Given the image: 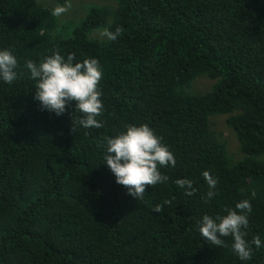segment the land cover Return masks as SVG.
<instances>
[{"label":"trees","instance_id":"trees-1","mask_svg":"<svg viewBox=\"0 0 264 264\" xmlns=\"http://www.w3.org/2000/svg\"><path fill=\"white\" fill-rule=\"evenodd\" d=\"M102 1L62 37L48 6L0 0V49L18 60L17 79L0 82V264H264V247L242 262L231 236L217 247L196 228L247 200L245 238L264 241V0ZM117 28L116 40L89 38ZM53 52L99 61L102 127H76L74 102L56 116L34 99L26 62ZM199 77L209 91H189ZM220 115L237 161L213 127ZM130 124L151 127L175 158L137 200L103 163L107 139ZM204 171L217 179L210 200Z\"/></svg>","mask_w":264,"mask_h":264},{"label":"clouds","instance_id":"clouds-1","mask_svg":"<svg viewBox=\"0 0 264 264\" xmlns=\"http://www.w3.org/2000/svg\"><path fill=\"white\" fill-rule=\"evenodd\" d=\"M70 4L58 5L51 10L56 17L62 16ZM120 29L115 32L104 30L102 35L109 40H116ZM28 74L35 81L34 99L41 107L56 116L62 115L66 106L74 102L75 111L82 115L75 121V126L82 129H98L102 127L96 119L103 111L98 84L103 72L99 61L95 58L77 61L74 54L65 58L53 52L39 63L28 60L25 65ZM18 60L10 49H0V82L10 84L17 79ZM73 131V128L71 129ZM103 163L109 168L115 182L125 186L127 194L133 199H141L145 186H153L167 181L159 168L175 166V158L161 138L147 124H130L123 132L107 139L104 147ZM208 188L207 199L215 196L217 179L208 171L202 173ZM176 184L192 195V181L178 179ZM170 201H165V204ZM157 206L156 211H161ZM251 203L247 200L237 202L235 209L226 210L225 215H203L196 228L201 237L217 247L224 246L222 237H232V251L242 262L248 261L252 255L253 245L264 247V241L255 237L251 244L246 240L248 213Z\"/></svg>","mask_w":264,"mask_h":264},{"label":"rangeland","instance_id":"rangeland-1","mask_svg":"<svg viewBox=\"0 0 264 264\" xmlns=\"http://www.w3.org/2000/svg\"><path fill=\"white\" fill-rule=\"evenodd\" d=\"M37 2L39 4L48 6L51 10L59 5L53 0H37ZM66 4H70L68 10L60 17L55 16L58 28L54 34L61 35L62 37H69L72 35V30L75 29L82 20H84L90 8L105 5L106 2H103L102 0H70ZM111 4L113 5V3ZM104 30L105 29H95L90 31L89 38H98L101 40L105 39L106 36H98L99 34H102ZM213 83L214 81H210L205 77H199L191 83L189 91L204 93L210 90ZM226 117L227 116L224 115L214 116V118H212V124L214 129L226 142L225 145L229 157L233 161H237L239 158H241V154L239 152V144L233 131L226 125Z\"/></svg>","mask_w":264,"mask_h":264}]
</instances>
